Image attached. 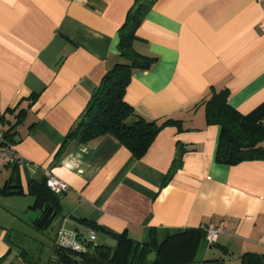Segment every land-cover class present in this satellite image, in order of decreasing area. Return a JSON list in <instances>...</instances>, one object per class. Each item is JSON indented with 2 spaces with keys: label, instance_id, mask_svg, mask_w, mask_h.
I'll return each instance as SVG.
<instances>
[{
  "label": "crops",
  "instance_id": "obj_1",
  "mask_svg": "<svg viewBox=\"0 0 264 264\" xmlns=\"http://www.w3.org/2000/svg\"><path fill=\"white\" fill-rule=\"evenodd\" d=\"M136 1L0 0V133L15 126L12 143L24 160L16 167L22 195L4 193L13 169L0 174L1 264H24L11 243L13 221L34 210L29 185L47 171L69 188L60 194L63 218L54 221L59 241L61 230L70 241L86 236L67 228L73 223L89 237L81 220L146 244L215 224L225 233L211 247L203 241L186 264L264 259V161L219 163L221 130L201 104L228 90L241 114L264 110L257 0H156L134 47L157 61L134 72L126 101L147 120L181 122V130L163 129L140 159L109 135L66 141L118 60L119 31ZM180 147L181 167L167 181Z\"/></svg>",
  "mask_w": 264,
  "mask_h": 264
},
{
  "label": "trees",
  "instance_id": "obj_2",
  "mask_svg": "<svg viewBox=\"0 0 264 264\" xmlns=\"http://www.w3.org/2000/svg\"><path fill=\"white\" fill-rule=\"evenodd\" d=\"M156 0H137L128 12L127 18L119 31L118 60L103 77L97 91L80 119L66 137V141L77 139L87 143L102 136H112L126 147L137 159L142 158L163 129L177 126L181 130V122L166 119L150 121L138 114L126 101V92L132 75L136 71L150 70L157 58L139 53L134 43L137 41V31L152 9ZM37 100L32 96L31 105ZM229 91H212L210 98L201 104L206 107V120L209 125L220 128L216 159L219 163L235 166L248 161H264V110L251 115H243L229 104ZM23 111L18 115L21 122ZM16 124V125H17ZM14 127L5 132L9 142H15ZM65 145V144H64ZM61 152V150H60ZM60 152L56 160L60 158ZM184 148L180 147L176 158L168 172L166 180H170L180 169ZM17 165L13 166V175L4 187V193L9 196L22 195L23 189ZM48 177L41 182L29 185V195L34 197L32 209L39 212L33 226L38 231H48L54 221L63 218L61 195L54 193L48 187ZM88 223L91 230L97 234H108L117 241L112 248L99 238L90 241L84 236L82 250H75L53 238V257L43 262L41 253L43 247L23 248L20 252L24 264H186L190 263L198 246L205 241L204 228L171 231L159 243H141L128 238L125 234H114L94 223ZM13 245V244H12ZM30 248V247H29ZM154 254L156 259L149 257ZM0 260V264L2 263ZM243 264H264V259L247 254Z\"/></svg>",
  "mask_w": 264,
  "mask_h": 264
},
{
  "label": "built area",
  "instance_id": "obj_3",
  "mask_svg": "<svg viewBox=\"0 0 264 264\" xmlns=\"http://www.w3.org/2000/svg\"><path fill=\"white\" fill-rule=\"evenodd\" d=\"M258 4L261 6L264 12V0H257ZM260 29L264 33V17L260 24ZM24 163L22 157L17 153L15 144L9 142L5 136V132L0 133V174L4 171L11 169L13 166H20ZM46 176L48 177V187L56 194H64L68 191V186L56 180L50 171L46 172ZM204 231L206 232V241L208 247L213 246L218 238L225 233L224 227L222 225L209 224L208 226H204ZM59 237L61 238V243L67 246L72 247L75 250H82L83 245L80 241L76 240H68V233L65 230H61L59 232ZM98 238V234L91 230L89 231L88 239L90 241H96Z\"/></svg>",
  "mask_w": 264,
  "mask_h": 264
},
{
  "label": "rangeland",
  "instance_id": "obj_4",
  "mask_svg": "<svg viewBox=\"0 0 264 264\" xmlns=\"http://www.w3.org/2000/svg\"><path fill=\"white\" fill-rule=\"evenodd\" d=\"M18 216L19 219L17 222L15 223L13 221L11 243L19 252H21L23 248L31 249V246L34 248L43 247L44 251L41 253L42 261L48 262L53 257L52 241L57 221L54 223L52 229L48 231H38L33 226L34 221L39 216L38 211L28 208L25 213H20ZM67 228L74 230L78 229L81 234L88 235L87 231L81 227L75 226L74 223L67 225Z\"/></svg>",
  "mask_w": 264,
  "mask_h": 264
},
{
  "label": "water",
  "instance_id": "obj_5",
  "mask_svg": "<svg viewBox=\"0 0 264 264\" xmlns=\"http://www.w3.org/2000/svg\"><path fill=\"white\" fill-rule=\"evenodd\" d=\"M99 238H101L104 241V244L109 246V247H116L117 246V241L112 239L108 234H104V233H99L98 234ZM150 260H154L155 259V255L152 254L149 257Z\"/></svg>",
  "mask_w": 264,
  "mask_h": 264
}]
</instances>
